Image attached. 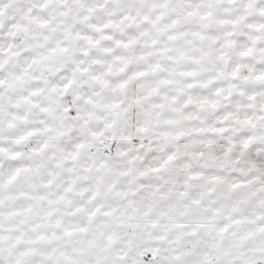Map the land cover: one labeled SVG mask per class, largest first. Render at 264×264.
Listing matches in <instances>:
<instances>
[{
  "label": "snow or ice",
  "instance_id": "snow-or-ice-1",
  "mask_svg": "<svg viewBox=\"0 0 264 264\" xmlns=\"http://www.w3.org/2000/svg\"><path fill=\"white\" fill-rule=\"evenodd\" d=\"M0 264H264V0H0Z\"/></svg>",
  "mask_w": 264,
  "mask_h": 264
}]
</instances>
